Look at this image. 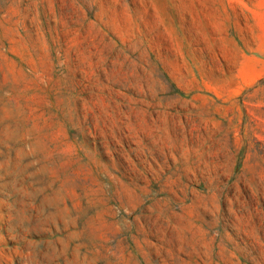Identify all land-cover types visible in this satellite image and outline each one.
<instances>
[{
	"label": "rangeland",
	"instance_id": "1",
	"mask_svg": "<svg viewBox=\"0 0 264 264\" xmlns=\"http://www.w3.org/2000/svg\"><path fill=\"white\" fill-rule=\"evenodd\" d=\"M0 264H264V0H0Z\"/></svg>",
	"mask_w": 264,
	"mask_h": 264
}]
</instances>
